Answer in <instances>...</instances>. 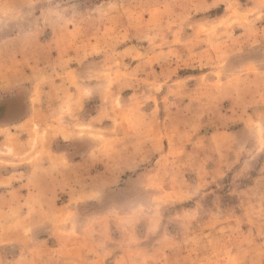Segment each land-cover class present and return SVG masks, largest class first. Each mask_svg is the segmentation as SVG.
<instances>
[{
    "label": "rangeland",
    "instance_id": "374dc122",
    "mask_svg": "<svg viewBox=\"0 0 264 264\" xmlns=\"http://www.w3.org/2000/svg\"><path fill=\"white\" fill-rule=\"evenodd\" d=\"M0 264H264V0H0Z\"/></svg>",
    "mask_w": 264,
    "mask_h": 264
}]
</instances>
